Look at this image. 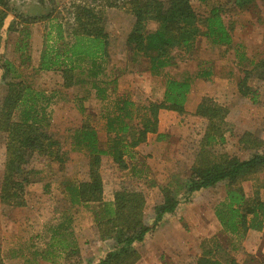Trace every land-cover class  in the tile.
Listing matches in <instances>:
<instances>
[{
	"label": "rangeland",
	"instance_id": "1",
	"mask_svg": "<svg viewBox=\"0 0 264 264\" xmlns=\"http://www.w3.org/2000/svg\"><path fill=\"white\" fill-rule=\"evenodd\" d=\"M131 1L10 0L1 53L15 64L22 79L33 90L43 94L38 105L40 116H45L48 131L61 143L66 161L35 156L28 167L37 173L23 196L25 203L7 205L0 200V256L4 264H96L113 248L112 240L103 241L99 237L94 217L98 204L73 206L69 201L67 184L86 179L89 170V150L74 149L73 136L83 125H89L97 130L106 148L110 141L106 123L108 116L115 113L114 103L129 99L144 106L150 101H161L165 80L169 77L180 79L190 75L193 78L187 111L179 114L162 110L161 120L166 129L162 134L166 137L159 140L158 134L150 133L148 143L136 148L133 158L126 159L128 169H119L109 156H104L101 172L107 201H113L117 189L142 191L146 197L145 223L153 224L154 208L164 199L163 188L182 189L179 185L195 165L208 124L207 119L195 115V111L205 96L228 109L226 139L214 144V151L241 159L255 153L264 154V80L249 81L253 88L259 89L260 102L257 104L238 91V81L244 76V70L253 66L250 61L264 60V24L260 21L264 18V0H256L247 10H240L236 0H191L203 18L214 6H223L222 16L232 29V45H217L200 37L194 53L176 50V65L156 72L151 69L149 59L133 52L127 42L136 20ZM78 5L101 15L111 35L104 72L97 79L107 88L106 98L97 97L92 82L80 70L74 74L79 82L67 86L62 72L38 69L51 24H62L65 34V39L56 42L53 39L51 43L65 46L73 42ZM32 18H37V22L26 21ZM157 27L155 21L146 23L147 30ZM52 36H55L54 31ZM19 46L23 50L18 49ZM199 71H212V76L199 78ZM1 75L2 70L0 106L7 95ZM83 79L86 81H81ZM17 119L16 112L14 120ZM8 142V132L0 130V192ZM253 142H260V145L252 146ZM263 179L261 172L255 180L243 183L249 198L254 197L256 186H260ZM180 193L182 195L183 190ZM225 195L226 185L221 183L216 188L195 193L190 202L183 201L174 214L167 215L161 226L135 245L141 253L136 264H190L212 244L205 241L212 239L225 247L228 244L231 256L239 262L255 259L251 264H264V254L245 251L244 238L228 235L220 226L215 208ZM65 219L71 224V245L78 247L80 254H72L70 251L75 249H68L50 255L47 249L53 230Z\"/></svg>",
	"mask_w": 264,
	"mask_h": 264
},
{
	"label": "trees",
	"instance_id": "2",
	"mask_svg": "<svg viewBox=\"0 0 264 264\" xmlns=\"http://www.w3.org/2000/svg\"><path fill=\"white\" fill-rule=\"evenodd\" d=\"M235 2L240 10H247L256 0ZM9 4L10 0H0V70L1 78L7 86V95L0 106V130L9 134L8 159L0 200L7 205H23V196L37 173L28 167L35 156L43 155L60 162H65L66 156L61 143L48 131L44 123L45 116H40L38 105L43 94L33 90L22 79L15 64L3 58L4 54L1 53ZM131 6L136 20L127 42L133 52L149 59L154 72L176 65V50L194 53L200 37H206L217 45H232V29L226 25L222 16L223 6H214L204 18L196 12L191 0H132ZM26 21L35 23L37 18ZM149 21H155L158 27L153 31L147 30L146 23ZM260 21L264 24V18ZM75 23L74 40L65 46L55 44L57 40L65 39L62 24H51L44 40L38 69L62 72L67 86L77 83L74 74L80 70L92 82L97 97L106 98L107 88L101 86L97 79L104 72L111 35L105 28L102 16L89 7L78 5ZM53 31L55 36H52ZM53 39L55 42L51 43ZM18 49L23 50L20 46ZM243 57L240 56L241 59ZM81 61L87 64L81 65ZM250 63L253 66L244 70V76L238 81V91L257 104L260 102L259 89L253 88L249 81L264 80V60L255 63L251 60ZM211 76L212 71L197 73L199 78L208 79ZM193 81L190 75L180 79L167 78L163 99L150 101L144 106H138L129 99L116 101L115 113L107 118L110 141L106 148L101 145L97 130L89 125L85 124L75 131L73 148L89 150V170L86 179L67 184L69 201L73 206L98 204L94 217L99 237L114 243L113 248L96 264H136L141 259V253L135 247L137 243H142L149 233L161 226L167 215L174 214L183 201L190 202L195 193L216 188L221 183L226 185V195L218 202L215 215L224 233L242 239L250 229H263L264 200L261 199L260 189L264 188V179L260 186H256L253 198L247 196L243 183L255 180L259 173H264V154L255 153L250 158L241 159L214 151V144L226 139L228 109L207 96L196 106L195 111V115L208 121L195 165L179 185L182 189L174 190L169 186L163 188L164 199L154 208L153 224L150 226L145 223L146 197L142 191L121 188L114 192L113 201L105 199L101 172L104 156H109L119 169L126 170L129 167L126 159L133 158L136 148L147 141L150 133L158 134L159 140L166 137L159 133L160 112L170 110L179 114L186 113ZM16 112L17 121L14 120ZM259 145L260 142H253L252 146ZM66 221L53 230L48 254L54 255L68 249H75L70 251L72 254H80L79 248L71 245V224ZM205 242L212 244L205 247L202 255L190 264H251L256 261L250 259L239 262L231 256L229 246L225 247L215 239ZM0 264H4L1 256Z\"/></svg>",
	"mask_w": 264,
	"mask_h": 264
},
{
	"label": "crops",
	"instance_id": "3",
	"mask_svg": "<svg viewBox=\"0 0 264 264\" xmlns=\"http://www.w3.org/2000/svg\"><path fill=\"white\" fill-rule=\"evenodd\" d=\"M164 90H165V87H164ZM172 112L174 113V111H172ZM161 115H162V112L160 113L159 133H165L166 129L163 126V122L161 120ZM168 130H170V129H168ZM100 143H101V145H103L102 142H100ZM146 143H148V142H145V144ZM142 144H144V143H142ZM138 148L139 147H137V149ZM260 196H261V199L264 200V188L260 189ZM219 224H220V222H219ZM220 226H221V224H220ZM243 245L245 246V248H246L245 251H247V252H250V253H257V252L264 253V226H263L262 230H252V229H250L247 232L246 237L244 238ZM227 246H228V244H227Z\"/></svg>",
	"mask_w": 264,
	"mask_h": 264
}]
</instances>
